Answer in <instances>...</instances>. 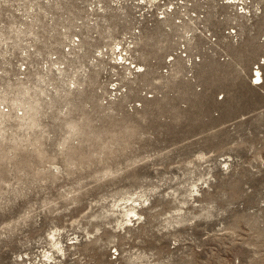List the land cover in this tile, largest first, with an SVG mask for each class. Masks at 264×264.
Segmentation results:
<instances>
[{
    "label": "rangeland",
    "instance_id": "374dc122",
    "mask_svg": "<svg viewBox=\"0 0 264 264\" xmlns=\"http://www.w3.org/2000/svg\"><path fill=\"white\" fill-rule=\"evenodd\" d=\"M249 1L201 94L167 86L132 115L99 106L107 16L82 24L79 48L63 22L23 24L34 35L0 47V264H264V87L248 81L264 0Z\"/></svg>",
    "mask_w": 264,
    "mask_h": 264
},
{
    "label": "built area",
    "instance_id": "2783aa9c",
    "mask_svg": "<svg viewBox=\"0 0 264 264\" xmlns=\"http://www.w3.org/2000/svg\"><path fill=\"white\" fill-rule=\"evenodd\" d=\"M244 1L234 11L227 0H0V47L8 40L10 47H16L20 34L33 36V27H25L27 31L23 24L63 22L75 24L71 42L79 48L82 24L91 26L99 16H107L112 22L110 41L97 49L99 61L107 62L98 80L99 106L118 107L119 112L132 115L163 97L166 89L174 92L175 86H187L195 95L202 93V70L230 64L231 50L240 42L237 17L253 12L254 3ZM243 7L249 13H242ZM46 64L48 71L62 79V62L52 58ZM262 65L257 60L252 66L255 75L248 81L253 87H257L253 79L262 80ZM10 66L2 60L0 71ZM223 100V94L216 95L218 103ZM9 110L0 99V115Z\"/></svg>",
    "mask_w": 264,
    "mask_h": 264
},
{
    "label": "snow or ice",
    "instance_id": "6c2138e0",
    "mask_svg": "<svg viewBox=\"0 0 264 264\" xmlns=\"http://www.w3.org/2000/svg\"><path fill=\"white\" fill-rule=\"evenodd\" d=\"M227 2H228V3H233L234 0H227ZM140 3H144V0H140ZM240 11L243 13V12H244V9L241 8ZM233 31H235V30H233ZM262 69H264V65H262ZM140 71H143V69H140ZM248 74H249L250 77L253 76V75H255V74L251 71L250 68L248 69ZM252 83H253L255 86H257V87H264V80L253 79V80H252ZM225 166L228 167V165H226V164H225ZM112 251H113V253H116L117 250L114 248Z\"/></svg>",
    "mask_w": 264,
    "mask_h": 264
},
{
    "label": "bare ground",
    "instance_id": "6f19581e",
    "mask_svg": "<svg viewBox=\"0 0 264 264\" xmlns=\"http://www.w3.org/2000/svg\"><path fill=\"white\" fill-rule=\"evenodd\" d=\"M233 3H234V2H233ZM133 211H134V210H133ZM133 211H132V212H133ZM130 213H131V212H130ZM133 213H134V212H133ZM125 215H126V214H125ZM130 215H131V214H130ZM130 215H129V217H130ZM127 220H128V219H127ZM52 238H53V237H52ZM53 245H54V244H53ZM57 246H58V244H57V245H54V248L57 247ZM55 249H56V248H55ZM60 251H61V250H60Z\"/></svg>",
    "mask_w": 264,
    "mask_h": 264
},
{
    "label": "clouds",
    "instance_id": "9594fccd",
    "mask_svg": "<svg viewBox=\"0 0 264 264\" xmlns=\"http://www.w3.org/2000/svg\"><path fill=\"white\" fill-rule=\"evenodd\" d=\"M223 167H224L225 169H227V167H226L225 165H224Z\"/></svg>",
    "mask_w": 264,
    "mask_h": 264
}]
</instances>
